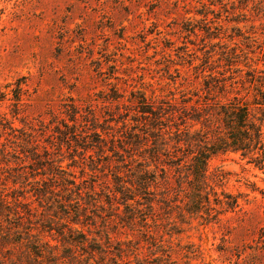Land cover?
Listing matches in <instances>:
<instances>
[{
  "label": "rangeland",
  "instance_id": "obj_1",
  "mask_svg": "<svg viewBox=\"0 0 264 264\" xmlns=\"http://www.w3.org/2000/svg\"><path fill=\"white\" fill-rule=\"evenodd\" d=\"M251 69L264 70V0H0V264H31L37 234L58 253L108 250L106 264H264V167L239 153L209 160L217 193L238 198L216 218L175 203L173 168L172 191L157 170L142 204L122 195L148 160L151 140L129 134L142 96L193 101ZM18 205L38 211L14 231Z\"/></svg>",
  "mask_w": 264,
  "mask_h": 264
},
{
  "label": "trees",
  "instance_id": "obj_2",
  "mask_svg": "<svg viewBox=\"0 0 264 264\" xmlns=\"http://www.w3.org/2000/svg\"><path fill=\"white\" fill-rule=\"evenodd\" d=\"M224 71H229L228 66ZM221 75L217 84L205 82L203 86L205 93L203 96L198 95L193 101V96L197 94L187 97L183 94L180 101L172 98L171 101L155 107L153 104H148L142 96L139 102L143 108L138 110L137 116L145 121L139 122L137 119H132L137 122V125L142 122L143 124L140 125L145 127V130L137 125H131L129 130L133 132L129 134L132 138L138 137L135 139L137 143L147 146L148 141L151 140V145L145 148L148 154L147 163L139 162V165H134L137 186L132 182L128 184L127 181L123 185L124 203L135 200L138 195L135 193L137 190L142 193H150L148 191H151L150 194L155 193V189H149V185L158 183L157 170L161 172V182L164 184L165 191L167 193L172 191L173 186L168 174L173 168L179 184V189L176 191L183 192L181 197L179 193L173 191L174 201L183 203L188 213L199 214L202 218L203 214L206 217L216 218L221 210L234 209L238 206L237 196L223 190L217 193L216 188L221 186L224 175L221 172L209 173V160L219 153H239L242 158H247L248 162L256 167L260 169L264 167V70H247L248 77L245 78L238 76L234 71L226 77L224 73ZM227 80L231 82L227 84ZM150 165H153V169L148 168ZM148 181L152 182L148 184ZM68 190L70 194H73L72 188L68 187ZM36 194L45 195V191L40 189ZM109 195L115 196L113 193L112 196ZM71 200L67 198L68 202ZM153 200L154 198L150 199V203ZM135 201L138 205L142 204L138 200ZM131 205L133 204L127 203L125 207L131 208ZM177 206L180 208V204ZM17 207L22 211L18 210L14 214H21L22 223L19 222L14 226V231L28 222V219L33 216V211H38L37 208L30 206L28 209L27 206L20 208L18 205ZM141 211L136 208L131 216L139 213L137 216L146 221L147 216ZM63 223L65 224L59 226H72L71 223L81 222L76 218ZM16 231V233L19 232V230ZM33 236L30 237L33 238ZM20 239H22L21 236L16 241L21 242ZM37 240L38 234L34 244L25 243L31 255L28 257L31 264H35L33 262L37 264H106L110 257L107 254L108 250L100 247H91L87 252H77L75 248L67 247L68 252L58 253L56 245L44 244ZM43 245H48L49 251H46ZM96 253L101 260L96 258ZM48 258L54 260L49 261Z\"/></svg>",
  "mask_w": 264,
  "mask_h": 264
}]
</instances>
